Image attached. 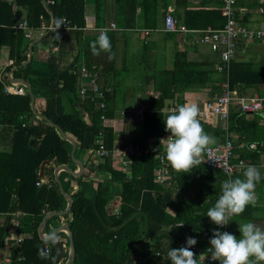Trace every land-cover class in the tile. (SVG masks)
I'll list each match as a JSON object with an SVG mask.
<instances>
[{
	"label": "trees",
	"instance_id": "obj_1",
	"mask_svg": "<svg viewBox=\"0 0 264 264\" xmlns=\"http://www.w3.org/2000/svg\"><path fill=\"white\" fill-rule=\"evenodd\" d=\"M89 1L55 0L54 5L45 6L42 0L13 3L0 0V126L9 127L10 132L9 149L0 151V213H19L17 234L27 236L20 244L9 242V264H65L69 251L66 232H57L60 242L50 245L40 240L37 230L48 212L63 211L68 205L56 183L54 169L59 165H67L72 171L78 169L71 158V143L57 128L37 117L31 109L28 92L24 95L4 92V84H11L6 76L11 70L12 79L30 83L35 99L42 102L36 112L75 139V158L83 162L85 169L91 160H97L92 173L103 175L101 180H86L84 175L74 177L61 170L59 180L73 204L66 214L50 216L43 234L62 224L70 228L74 241L71 264H137L140 260L142 264H171L168 251L186 246V237H196V246L202 248L199 246L202 233L215 226L206 213L221 195L224 177H220L218 186L212 190L206 178L213 175L214 169L199 165L189 173L176 171L167 182L160 184L155 181V171L160 165L156 156L127 158L129 172H123L112 155H96L99 146L95 142L102 140L108 152L116 147L150 146L159 137L170 135L163 122L170 114L164 112L167 101L178 107L186 103V92L200 91L207 92L206 101L213 100L214 96L223 94L221 83L226 77L216 71L214 63L190 61L180 48L176 49L169 69L147 61L138 77L131 72L122 76L114 63L104 67L94 65L89 61L94 55L90 44L100 32L92 36L82 30L86 27L85 8ZM169 1L115 0L118 28L156 29L157 16L166 11ZM190 1H198V7L191 8ZM222 2L175 0L176 17L190 30L220 29L225 24L220 12ZM93 3L98 11L97 0ZM16 8L26 11L24 19L33 34L47 33L33 44L32 59L27 65L22 64L28 59L29 45L35 37L27 40L25 31L17 28L22 20ZM235 10L236 19L244 25L264 21V0H235ZM258 13L261 17L255 18ZM50 14L55 19L54 28L42 30V23L51 25ZM61 17L70 19L80 30L59 37ZM164 35L169 38L172 33ZM108 36L115 54V34L111 32ZM50 44L58 45L57 53L46 52ZM149 49V44H142L144 58ZM5 52L12 64L3 68ZM82 62L99 75V84L105 92L102 109L101 100L93 99L90 93L86 99L80 98V76L73 71ZM228 82L229 89L240 96L256 94L264 99V54L249 61L233 57ZM139 94H143L141 118L124 112L139 105ZM122 111L118 144L114 128L106 126L102 116L113 120ZM210 117L206 119L199 114L198 119L205 132L216 138V143L227 137L231 139L232 133L237 135L235 141L231 140L232 162L257 164L260 161L264 155V114L242 113L231 104L227 128L214 125ZM251 144L254 148H250ZM46 164L49 171L41 178L40 169ZM5 233V225L0 226V243ZM46 247L50 248L49 258L41 259L38 250Z\"/></svg>",
	"mask_w": 264,
	"mask_h": 264
},
{
	"label": "built area",
	"instance_id": "obj_2",
	"mask_svg": "<svg viewBox=\"0 0 264 264\" xmlns=\"http://www.w3.org/2000/svg\"><path fill=\"white\" fill-rule=\"evenodd\" d=\"M9 3H13L16 0H6ZM46 5H54L55 0H45ZM221 16L225 18V24L220 29H213L207 27L204 30H190L185 25L179 23V21L170 13V10L165 14L163 20V29L165 33H178V34H190L194 43L207 45L213 52H217L219 55V63L215 66L218 73L225 74L226 80L221 83L223 94L220 96H214L213 100L206 101L204 109L201 112L204 118L212 120V123L216 126L227 128L229 119V107L234 104L236 108L242 113L260 114L264 112V99L260 98L256 94L252 96H240L237 91L229 89L228 72L231 59L233 58L236 43L239 41L244 42H261L264 41V25L259 28H250L247 25L240 23L236 19L235 0H223L220 8ZM262 12V10H260ZM58 36L63 37L70 31L80 30L70 19L61 17L58 19ZM18 29L25 31V38L30 40L33 38V31L28 27L27 21L24 19L18 25ZM54 28V27H53ZM50 26L47 27L43 23L41 25L42 30H52ZM85 29V28H84ZM82 29V30H84ZM115 29V25L111 24L109 28L104 30ZM58 45L51 44L46 48V51L50 54L58 52ZM12 61L7 60V66H10ZM3 69V68H2ZM74 74L78 73L81 80V88L79 91L81 100L87 98L89 93L93 99L101 100L99 107L104 108L102 102L105 92L101 89L99 84V75L95 71H91L85 63H81L73 71ZM4 92L12 95H24L27 90L23 85L17 84H4ZM176 106L172 104H166L164 112L171 113ZM123 115V112L119 113ZM136 117H142V109L135 111ZM102 119L106 122L105 117ZM168 136H162L150 146H126L123 148L116 147L112 152H108L105 148L102 140H96V144L99 146L96 151L98 157H104L112 155L114 163L118 164V167L123 172H129V161L127 158L137 159L141 156L154 155L159 161V167L155 171V181L163 184L167 182L171 174L176 172L166 160L165 150L167 145ZM165 139V140H163ZM163 140V141H162ZM251 147H254L252 144ZM204 163L207 167L221 172L225 179L233 178L234 174L246 166V162L239 160L232 162L233 158V143L228 137L223 142H217L210 145L209 148L203 154ZM243 162V163H241ZM12 230L13 236L11 238L16 244H20L23 239L27 238L26 235L20 236L17 234L19 228V219L21 215L19 213L13 214ZM213 229L220 231H228V225L223 228H218L217 225L204 231L202 233V239L206 241V245L203 248L193 246L192 250L198 254L199 264H219L217 261H211V250L209 249V240L212 236ZM47 251H50L49 247H46ZM0 260L4 263H10L11 258L9 255L3 256Z\"/></svg>",
	"mask_w": 264,
	"mask_h": 264
},
{
	"label": "crops",
	"instance_id": "obj_3",
	"mask_svg": "<svg viewBox=\"0 0 264 264\" xmlns=\"http://www.w3.org/2000/svg\"><path fill=\"white\" fill-rule=\"evenodd\" d=\"M100 8L98 11H96L95 4L93 3V0H90L86 4L85 8V22L86 27L83 30V32L86 33V35H92L96 34L97 32H100L101 29L109 28L111 24L115 25V29L107 30V34L113 32L115 34V40H116V51L114 55V59H109V54L106 52H102L99 55H92L89 59L90 62H92L94 65H98L99 67H104L109 64L114 63L116 68L123 72L122 75H128L130 73V68H128V60L131 58L135 53H137L138 48H135L136 45V39L139 38L141 42V45L146 43L150 45V49L147 51L145 57L149 58V61L153 64L156 63L154 60L156 52L159 50H164L166 52L167 50V58H165V63L163 66H165L167 69L171 67L174 53L176 49L180 48L183 49L186 54L187 58L190 61L195 62H211L217 65L220 61L219 55L217 52H213L207 45L204 44H197L194 43L192 36L190 34H172L171 37H166L164 34L165 32L162 31L163 29V20L165 14L170 10V13L178 20L176 17V9H175V0L169 1V6L167 7L166 11L157 16L158 17V26L154 30H144V29H138V30H130L125 31L123 29H119L117 26L118 17L116 15L115 10V0H97ZM189 6L191 8H197L198 7V1H190ZM16 12L21 20H24L26 16V11L23 8H16ZM140 12V11H139ZM179 13H182V10H179ZM98 15V19H97ZM255 18L261 17L258 13L254 16ZM141 15L139 17V20L141 21ZM180 23V20H178ZM264 25V21H260L258 24H251L248 27L250 28H259ZM44 34V33H43ZM41 34H33L35 39L39 37ZM34 39V40H35ZM51 45V44H50ZM49 46V45H48ZM47 46V47H48ZM236 48L233 57L239 59V60H257L258 57L264 54V41L261 42H244L239 41L236 43ZM46 47V48H47ZM142 48V47H141ZM169 48V53L168 49ZM46 50V49H45ZM140 50H138L139 53ZM47 52V51H46ZM141 57L144 58L142 54V50L140 52ZM6 52L3 55V61L2 65L3 68L7 66V56ZM233 59V58H232ZM163 60V61H164ZM83 63V62H82ZM80 65V64H79ZM6 73L7 79H11V73ZM149 90H151V86L149 87ZM207 92H186L184 94L186 103H197L200 108V114L204 109V104L207 100ZM137 101L139 105L134 109L124 110L125 113L135 114V111L142 109V103H143V94H139L137 97ZM42 102L39 100L34 99V108L37 110L38 105H41ZM175 105L174 102L167 101V105ZM176 106V105H175ZM123 112V111H122ZM264 114V112H263ZM120 115V114H119ZM122 116L118 117L117 119L113 120H107L105 122L106 126H111L115 130V134L117 135L118 130H122ZM86 118V117H85ZM264 123V122H262ZM9 127L7 126H0V151L8 150L10 146V132L8 131ZM231 140L235 141L237 139V135L235 133L231 134ZM119 144L121 138L116 139ZM252 145V144H251ZM250 148H254L251 147ZM254 145V144H253ZM97 164V160L95 159L91 160L88 164V166L83 168L82 175H84L86 180H101L103 178V175L94 176L92 173V170L95 169ZM200 165H205L204 158H202V163ZM246 165H249L246 163ZM256 165L260 171L262 176H264V155L260 157V161ZM243 170H240L236 172V177H242ZM49 171V166L46 164L40 169L39 175L41 178H45V174ZM211 175L209 178H206L208 180V184L211 185L212 190H215L218 186V181L221 176H225L217 171L212 170ZM234 174V175H235ZM222 179V178H221ZM256 195H257V202L255 205H248L245 209V211L240 216H234L231 218L232 221L228 224V232L235 234L238 238L240 236V233L238 231V227L240 223H245L248 221H252L255 224H257L259 227L264 229V179H261L259 184L256 188ZM118 203H115V207H117ZM172 213V212H171ZM173 214V213H172ZM21 218V217H20ZM12 223H13V216L8 215L6 213H0V226L5 225L6 233L5 237L3 238L2 242L0 243V258L6 255H9V249L11 241V238L13 236V230H12ZM38 232V230H37ZM44 235V234H43ZM47 236V235H44ZM202 248L206 245V241L202 239ZM142 264V261H138L137 264ZM0 264H9L4 263L0 260ZM261 264H264V262H261Z\"/></svg>",
	"mask_w": 264,
	"mask_h": 264
},
{
	"label": "clouds",
	"instance_id": "obj_4",
	"mask_svg": "<svg viewBox=\"0 0 264 264\" xmlns=\"http://www.w3.org/2000/svg\"><path fill=\"white\" fill-rule=\"evenodd\" d=\"M90 48L94 55L106 52L109 59L115 55L110 37L104 29L100 30ZM199 114L197 103H185L173 109L163 121L165 131L170 133L166 139V159L177 172L189 173L197 168L202 163L205 151L216 143V138L205 132L198 119ZM261 179L264 176L260 169L249 164L244 167L242 177L223 180L221 195L214 206L207 210L206 216L218 228L227 226L232 217L240 216L248 205L256 204V188ZM238 225L239 238L228 231L213 229L209 240L211 261L219 264H261L264 262V229L252 221ZM60 240L61 237L53 230L47 234L45 244L56 245ZM197 242L196 237L188 236L186 246L170 248L167 258L171 264H199L197 254L192 250ZM38 255L41 259L49 258L46 249H39Z\"/></svg>",
	"mask_w": 264,
	"mask_h": 264
},
{
	"label": "water",
	"instance_id": "obj_5",
	"mask_svg": "<svg viewBox=\"0 0 264 264\" xmlns=\"http://www.w3.org/2000/svg\"><path fill=\"white\" fill-rule=\"evenodd\" d=\"M43 4L46 6V1L45 0H42ZM51 16V25L50 27L53 28L54 27V24H55V19L53 17L52 14H50ZM47 33H44V34H41L39 37H37L35 40H33V42L30 43L29 45V52H28V59L23 62L22 65H27L28 63L31 62V59H32V47H33V44L35 42H37L40 38H42L43 36H45ZM9 82L12 83V84H17V85H23L29 96H30V106H31V109L34 113H36L37 117L40 118V119H43L47 122H49L52 126H54L55 128H57V130L59 131V133L61 134V136L66 139L67 141H69L72 145V150H71V158H72V161L77 165L78 169L77 171H72L67 165H59L57 166L55 169H54V176H55V180H56V183L58 185V188L60 190V192L64 195V197L66 198L67 202H68V205L66 207L65 210L63 211H60V212H55V211H52V212H48L43 220L41 221L39 227H38V236L40 238V240L42 242H45V239H46V236L43 235V228H44V225L46 223V220L50 217V216H53V215H58V216H62L64 214H66L72 207V204H73V200L71 198V196L66 193L62 187V184L59 180V177H58V174L61 170H65L67 171L70 175L74 176V177H78L82 174V171H83V162L77 160L74 156V152H75V148H76V141L75 139L69 135V134H66V133H63L62 129L57 126L56 124L50 122L45 116L41 115V114H38L34 108V94L32 92V88H31V85L30 83L26 82L25 80H19V79H9ZM55 232H59V231H64L66 232V234L68 235V240H69V251H68V257H67V260L65 262V264H71L72 261H73V258H74V241H73V234L70 230V228L65 225V224H62L61 226L57 227L55 230Z\"/></svg>",
	"mask_w": 264,
	"mask_h": 264
},
{
	"label": "rangeland",
	"instance_id": "obj_6",
	"mask_svg": "<svg viewBox=\"0 0 264 264\" xmlns=\"http://www.w3.org/2000/svg\"><path fill=\"white\" fill-rule=\"evenodd\" d=\"M141 42L142 41H140L139 38L136 39V45L137 46H135V48H138V50H140V51L138 53V50H137V53H135L128 60L129 61L128 62V68H130L131 75L132 76H137V77L139 76V74L141 75L142 71L145 69V65H146L147 61H149L148 57H146V58L141 57V54H140L141 47H142ZM167 49H168V53H169L170 52L169 48H167ZM165 58H167V50H166V52L164 50H159V51L156 52L154 60L156 61L157 67H159V68H164L165 67V66H163V64L165 63V60H164ZM150 61H149V63L152 62V61L151 62ZM122 74H123V72H121V75ZM120 138H121V132H120V130H118L117 135H116V139H118V141H119ZM202 242L203 241L200 242L199 246H203Z\"/></svg>",
	"mask_w": 264,
	"mask_h": 264
}]
</instances>
